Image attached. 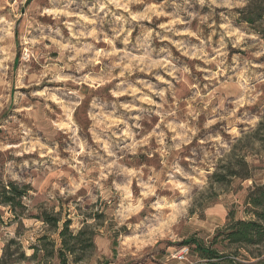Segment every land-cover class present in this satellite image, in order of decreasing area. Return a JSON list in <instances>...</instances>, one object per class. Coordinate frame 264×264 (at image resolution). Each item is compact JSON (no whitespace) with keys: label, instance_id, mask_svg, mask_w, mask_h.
Instances as JSON below:
<instances>
[{"label":"clouds","instance_id":"clouds-1","mask_svg":"<svg viewBox=\"0 0 264 264\" xmlns=\"http://www.w3.org/2000/svg\"><path fill=\"white\" fill-rule=\"evenodd\" d=\"M0 264H264V0H0Z\"/></svg>","mask_w":264,"mask_h":264}]
</instances>
